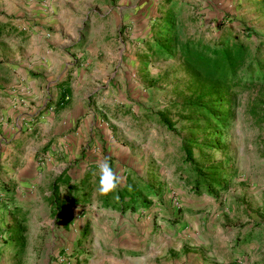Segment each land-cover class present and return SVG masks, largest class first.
I'll return each mask as SVG.
<instances>
[{
  "label": "rangeland",
  "instance_id": "obj_1",
  "mask_svg": "<svg viewBox=\"0 0 264 264\" xmlns=\"http://www.w3.org/2000/svg\"><path fill=\"white\" fill-rule=\"evenodd\" d=\"M168 10L181 38L211 41L230 33L250 51L264 49V0H0V25L7 31L0 36V210L6 198L2 183L13 196L18 183L21 188L50 183L82 157L50 149L51 140L34 132L40 131L44 117L58 115L61 107L53 106L56 83L69 81L65 72L76 67L67 55L66 70L52 62L45 72L46 61L78 48L96 26L101 46L95 51L93 40V57L86 66L94 65L100 73L89 85L98 83L106 99L98 109L105 125L117 127L102 147L107 151L113 146L115 157L104 159L118 165L120 178L128 173L156 183L161 194L150 197L146 208L113 217L100 211L113 208L97 200L98 183L84 186L85 196L75 193V201L67 199L69 193L60 186L66 205L93 211L95 232H106L107 246L139 254L127 264H264V122L258 124L248 114L257 89L236 97L231 120L218 139L223 148L211 156L225 173L224 189L193 193L185 178L187 165L180 164V144L186 137L200 141L202 136L190 132V124L175 108L167 111L170 129L156 116L188 95L186 73L177 59H154L145 51L152 24ZM63 36L68 40L55 42ZM192 152L194 160L202 161L195 147ZM56 163L55 169L46 168ZM74 169L71 175H79ZM115 219L118 223L104 231L102 223Z\"/></svg>",
  "mask_w": 264,
  "mask_h": 264
},
{
  "label": "trees",
  "instance_id": "obj_2",
  "mask_svg": "<svg viewBox=\"0 0 264 264\" xmlns=\"http://www.w3.org/2000/svg\"><path fill=\"white\" fill-rule=\"evenodd\" d=\"M152 25L153 35L145 41L147 57L177 59L186 73L188 91V95L179 103L158 110L157 119L166 129L172 128L167 111L170 107L175 108L177 113L182 114L181 118L190 124V132L201 134L200 141L194 136L181 139L180 164L187 165L185 178L193 193L205 191L215 194L224 189L227 179L223 168L211 156L223 148L217 145L218 139L221 130L231 120L236 97L256 88L257 99L249 106L248 114L256 123L264 122V49L256 46L250 51L247 43L234 38L230 33L221 34L211 41L199 36L181 38L171 10L158 17ZM3 26L0 25V36L7 32ZM59 86L62 90L53 103L54 108L62 107L64 97H68L66 82H60ZM193 147L202 154V161L193 159ZM88 179L89 172L77 183L71 182L65 172L56 175L50 182L47 195L50 210L56 216L63 212L60 186L69 194L80 192L85 196L84 186L90 188ZM97 183L99 185V181ZM1 189L3 197H6L1 207L5 208L8 217L5 231L12 240L11 252L14 257H18L25 248L23 233L27 221L26 211L14 204L12 196L7 194L10 190L5 184H1ZM160 194L158 184L127 175L125 182L115 192L107 195L100 193L99 202L119 212L134 211L150 206V197L158 198Z\"/></svg>",
  "mask_w": 264,
  "mask_h": 264
},
{
  "label": "crops",
  "instance_id": "obj_3",
  "mask_svg": "<svg viewBox=\"0 0 264 264\" xmlns=\"http://www.w3.org/2000/svg\"><path fill=\"white\" fill-rule=\"evenodd\" d=\"M98 33L99 29L96 26L91 28L90 33L83 38L84 41L78 48L67 50L64 54L58 56L59 59H56V56H50V63L48 60L46 61V67H43L45 72L50 70L52 62L55 65L59 64L61 70L64 68L66 70L69 65L67 55L73 58L76 67L73 66L71 71L66 70L65 74L67 72L70 74L69 81H60L66 82L68 97H64L65 101H63L62 107L57 110L58 115L49 114L44 117L39 123L40 131L34 132V136L39 134L42 136V140H51L49 148L52 150H57V147L61 154L70 153L76 157L82 155L78 164L73 163V167H71L77 169L79 175L72 176L69 171L71 168L65 171V175L69 177L71 182H74V180L80 181L89 172V186L99 181L98 165L105 160L104 156L115 157L114 153H116L113 152V146L109 148V153V150L106 151L105 149L103 151V148L107 147V141L111 135L110 130L115 125L107 127L102 114L98 111L99 106L106 102L102 93L97 90L98 83L92 86L89 85L90 78L91 80L93 77L97 78L100 69L94 67V65L90 69L86 66L90 62L89 58L93 57L91 54L93 40L96 42V45L92 46L95 51L101 46L99 43L97 44L101 38ZM62 40H68V38L58 37L55 42H62ZM93 54L96 56L97 52L93 51ZM60 82L56 83L55 88V94L58 97L62 90L59 86ZM93 106L97 111H93ZM85 107L87 111L86 114H83L80 111H84ZM115 128L117 127L115 126ZM110 165L116 171L118 165H113V163ZM57 166L58 163L56 165L48 164L46 168L55 169ZM127 175L121 177L120 185L125 182ZM129 176L131 175L129 174ZM39 184L42 185L43 189L39 187ZM49 185L50 183H46L44 180L42 183L35 182L33 187L31 183L30 187L21 188L20 183H18L13 188L12 199L14 204L27 211V221L23 233L25 248L20 256H13L10 250L12 240L5 231V225L8 223L7 212L2 208L0 210V264H127L129 258L138 257L139 254L134 253L133 249L130 252L116 244L107 246L106 232H95L92 224L95 219L92 214L93 211L85 210L84 206H81L83 209L79 207L75 209L66 205L65 202L68 198L71 201L76 200L77 197L74 194H66L67 199H64V195H61L65 206L63 205L61 215L56 216L47 204V192L49 191L47 186ZM99 196L97 197L98 201ZM100 211L113 217L122 216V213L115 209H102ZM126 211L128 212V210ZM117 223V219L115 221L107 220L102 223V228L103 230L106 227L111 229ZM97 233H99L98 236ZM59 257H62L68 263L60 262Z\"/></svg>",
  "mask_w": 264,
  "mask_h": 264
},
{
  "label": "clouds",
  "instance_id": "obj_4",
  "mask_svg": "<svg viewBox=\"0 0 264 264\" xmlns=\"http://www.w3.org/2000/svg\"><path fill=\"white\" fill-rule=\"evenodd\" d=\"M99 171V192L107 195L115 192L120 183L121 178L110 165L107 159L98 165Z\"/></svg>",
  "mask_w": 264,
  "mask_h": 264
},
{
  "label": "built area",
  "instance_id": "obj_5",
  "mask_svg": "<svg viewBox=\"0 0 264 264\" xmlns=\"http://www.w3.org/2000/svg\"><path fill=\"white\" fill-rule=\"evenodd\" d=\"M59 260H60V262H61V261H62V262L64 261L62 257H59ZM64 262H66V261H64ZM66 263H68V262H66Z\"/></svg>",
  "mask_w": 264,
  "mask_h": 264
}]
</instances>
